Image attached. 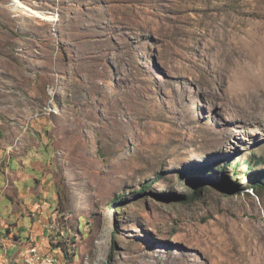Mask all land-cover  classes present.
<instances>
[{"label":"rangeland","instance_id":"rangeland-1","mask_svg":"<svg viewBox=\"0 0 264 264\" xmlns=\"http://www.w3.org/2000/svg\"><path fill=\"white\" fill-rule=\"evenodd\" d=\"M22 1L0 150L51 146L62 264H264V0Z\"/></svg>","mask_w":264,"mask_h":264},{"label":"crops","instance_id":"crops-1","mask_svg":"<svg viewBox=\"0 0 264 264\" xmlns=\"http://www.w3.org/2000/svg\"><path fill=\"white\" fill-rule=\"evenodd\" d=\"M15 149L6 157L0 150V169L7 178L0 190V264H21V252L31 245V236L44 251L57 250L51 246L55 244L51 223L60 222L61 216L53 150L27 147L19 155Z\"/></svg>","mask_w":264,"mask_h":264},{"label":"built area","instance_id":"built-area-1","mask_svg":"<svg viewBox=\"0 0 264 264\" xmlns=\"http://www.w3.org/2000/svg\"><path fill=\"white\" fill-rule=\"evenodd\" d=\"M53 229V235L51 237V242L56 243L58 240V235L62 229L58 228L56 222L51 223ZM56 236V239L54 238ZM31 245H29L25 250L21 252V264H62V258H60V253L58 250L44 251L35 241L34 236H31Z\"/></svg>","mask_w":264,"mask_h":264},{"label":"bare ground","instance_id":"bare-ground-1","mask_svg":"<svg viewBox=\"0 0 264 264\" xmlns=\"http://www.w3.org/2000/svg\"><path fill=\"white\" fill-rule=\"evenodd\" d=\"M15 1H16V3L14 4L15 9L21 11L24 14H27L32 17L40 18L43 20L52 21V22L59 20L57 15L49 14L41 10L35 9L31 7L30 5H27L26 3H24L22 0H15Z\"/></svg>","mask_w":264,"mask_h":264},{"label":"trees","instance_id":"trees-1","mask_svg":"<svg viewBox=\"0 0 264 264\" xmlns=\"http://www.w3.org/2000/svg\"><path fill=\"white\" fill-rule=\"evenodd\" d=\"M258 186H263V181L261 180V178H260V180H257V184L254 187L258 190V188H257ZM63 250H64L66 255L69 254V250L67 248H63Z\"/></svg>","mask_w":264,"mask_h":264}]
</instances>
